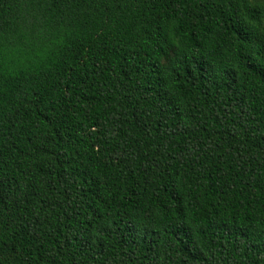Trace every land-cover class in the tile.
Listing matches in <instances>:
<instances>
[{"label": "trees", "instance_id": "trees-1", "mask_svg": "<svg viewBox=\"0 0 264 264\" xmlns=\"http://www.w3.org/2000/svg\"><path fill=\"white\" fill-rule=\"evenodd\" d=\"M0 264H264V0H0Z\"/></svg>", "mask_w": 264, "mask_h": 264}]
</instances>
